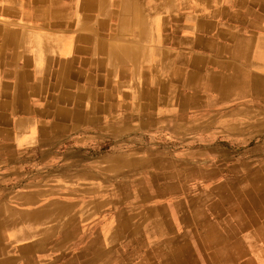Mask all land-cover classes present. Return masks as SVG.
Returning <instances> with one entry per match:
<instances>
[{"label":"crops","instance_id":"obj_1","mask_svg":"<svg viewBox=\"0 0 264 264\" xmlns=\"http://www.w3.org/2000/svg\"><path fill=\"white\" fill-rule=\"evenodd\" d=\"M263 3L0 0V205L29 210L23 223L4 230L0 262L80 264L81 246L63 248L61 241L57 252L36 246L39 240L48 244L49 238L65 239L48 225L56 218L62 225L74 220L71 238L78 234L79 239H95L93 249L84 252L85 264H114L112 223L100 228L81 224L95 201L65 194L62 199L46 198L43 185L25 177L33 173V160L50 157L49 146L79 149L143 126L145 79L151 80L159 101L156 88L162 73L176 87L179 82L185 96L216 89L212 85L234 79L232 75L255 80L243 95L255 91L257 80L264 79ZM206 78L215 82L206 87ZM195 82L198 89H193ZM228 89H216L223 101L241 95L238 83ZM52 157L65 154L53 151ZM31 190L37 193V216L30 214ZM32 216L37 217L34 226ZM33 242L34 249L21 255L18 247Z\"/></svg>","mask_w":264,"mask_h":264},{"label":"rangeland","instance_id":"obj_2","mask_svg":"<svg viewBox=\"0 0 264 264\" xmlns=\"http://www.w3.org/2000/svg\"><path fill=\"white\" fill-rule=\"evenodd\" d=\"M159 81L157 101L145 79L143 126L79 149L49 146L25 177L48 199L94 200L81 224L112 223L114 264H264V79L225 101L216 89L185 96L179 82ZM254 81L241 78L238 91ZM77 237L42 249H93L95 239Z\"/></svg>","mask_w":264,"mask_h":264},{"label":"bare ground","instance_id":"obj_3","mask_svg":"<svg viewBox=\"0 0 264 264\" xmlns=\"http://www.w3.org/2000/svg\"><path fill=\"white\" fill-rule=\"evenodd\" d=\"M264 4V3H263ZM263 4H261L262 6H263ZM260 6V5H259ZM264 7V6H263ZM262 7V8H263ZM264 9V8H263ZM230 71H234V70H230ZM237 74V73H236ZM211 76V75H210ZM209 76V77H210ZM232 76H234L235 78L234 79H231V77L230 78H226V79H221V82H220V85L218 84V83H215L214 85H212L211 83H214L215 82V80H212V79H216L217 77H214V78H206L205 80H203L204 81V83L208 86V87H210V85H212V86H214L216 89H220L221 87H228V88H230V89H233V88H236L237 87V82L241 79H237V76L236 75H232ZM217 80V79H216ZM194 85H196L197 86V83L195 82L194 83ZM256 85H257V83H256ZM246 89V87L245 88H243V89H241L240 91H238V92H243L244 90ZM89 95H90V93H89ZM182 102H184V103H186L185 101H182ZM181 104H183V103H181ZM89 108V107H88ZM88 112H89V109H88ZM90 113V112H89ZM27 195H31V199L32 200H30L32 203H31V205L32 204H36V206L39 204L38 203V200H36V201H33L34 200V198L35 197H33V190H31V191H29V192H27ZM26 195V196H27ZM50 204H51V202L49 203V205L48 206H46L45 207V209H47L49 206H50ZM38 207V206H37ZM34 208L33 210H31V213L30 214H32V215H35V216H37V215H40V213H41V211H40V209H38V208ZM31 209V208H30ZM50 209H52V211H54L55 209H57L56 207H51ZM29 210H24V209H21L20 207H18V206H7V205H0V241L2 240V236H3V234H4V230H8V227L11 225V226H14V224L16 223V226H17V224H20V223H23V218L22 217H27V215H29L27 212H28ZM55 213H56V211H54ZM25 213H27V214H25ZM20 214H22V215H20ZM134 215H137L138 217H140V216H142L141 214H138V213H135V214H133L131 217H130V219L132 218V217H135ZM35 216H32V217H30L29 218V222H30V224L31 225H36L37 224V222L35 221V219L37 218V217H35ZM74 217V216H73ZM69 219V218H68ZM133 219V218H132ZM71 221V220H70ZM70 221H68V222H66V224H64V225H62L63 223L59 220V219H56V218H53V222H52V224H51V227H53V231L52 232H54L55 234H56V232H59V233H61L64 237H65V239L64 240H68L69 238H71V236H69V232H72L74 229H75V225L74 224H72V221H74V220H72L71 222ZM122 222H124V221H122ZM252 224V226H253V230H255V231H257V229L255 228V226H254V223H251ZM35 228V227H34ZM65 231H67V232H65ZM68 238V239H67ZM38 241V240H37ZM34 243H36V242H33V244H29V245H26V246H19L18 247V250L20 251V253H21V255H24V256H26V253H28V252H30V251H32L34 248H31L32 247V245L34 246ZM38 244L36 245V246H39L41 249L42 248H45L46 246L42 243V240H39V242H37ZM97 243H98V241H97ZM97 246H98V244H97ZM27 248V249H26ZM87 250L88 249H84L83 251H81V255L80 256H77L79 259H78V261H80V264H85V257H84V252H87ZM256 251H258L257 249H256ZM69 255V254H68ZM19 256H20V254H19ZM178 259H180V260H184V259H186V258H184V257H182V255L180 254V256H179V254H178ZM29 262H27V264H28ZM69 263H71V262H69ZM0 264H4V262H0ZM30 264V263H29ZM170 264H180V263H178L177 262V260H176V257H173L172 256V262H170Z\"/></svg>","mask_w":264,"mask_h":264}]
</instances>
